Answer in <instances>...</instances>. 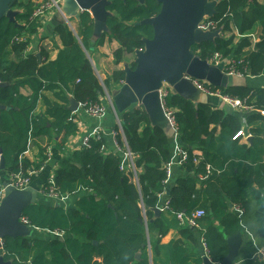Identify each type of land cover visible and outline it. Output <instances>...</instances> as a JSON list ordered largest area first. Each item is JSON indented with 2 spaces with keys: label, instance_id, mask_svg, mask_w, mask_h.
<instances>
[{
  "label": "trees",
  "instance_id": "trees-1",
  "mask_svg": "<svg viewBox=\"0 0 264 264\" xmlns=\"http://www.w3.org/2000/svg\"><path fill=\"white\" fill-rule=\"evenodd\" d=\"M106 30L96 36L93 19L82 11L72 29L63 20L53 30L62 47L53 60L40 47V59L28 52L31 38L44 17H32L34 0H13L14 20L0 19V150L5 169L11 173L39 169L23 157L31 139L54 142L61 157L53 173L57 196H77L65 208L40 200L23 211L29 224L52 233L49 238H7L2 253L12 264H202L200 238L214 263L227 254L226 238L241 231V216L252 199L264 195V87L246 85L216 88L222 95L242 100L250 109L245 114L227 108H212L168 91L164 107L173 112L177 139L186 152L178 165L181 174L167 182V164L173 158L169 132L153 125L141 106L118 113L120 128L113 127L116 148L106 150L103 136H91L87 145L67 149L78 132L77 115L67 110L68 98L87 107L101 104L105 91L122 84L123 69H114L100 80L89 56L106 41L115 40L113 64L125 54L144 49L153 30L137 22L156 15L157 0H108ZM213 18L219 21L220 36L194 44L201 59L217 52L222 58L244 57L247 78L264 77V0H221ZM229 33L226 37L224 34ZM256 33L252 43L248 34ZM133 69L135 62H131ZM242 68V65H239ZM27 88V93L23 90ZM105 90V91H104ZM42 103L43 111L36 112ZM251 142L240 144L241 119ZM47 147L40 148L46 158ZM134 157L136 179L121 169L122 152ZM20 163L22 165H20ZM208 167V170H207ZM48 179L41 190L47 191ZM167 208L158 216L154 209ZM196 209L204 215L198 227L182 224L177 214L190 216ZM179 237L165 245L161 239L171 230ZM96 242V243H94ZM139 253V258L136 254ZM238 264H264L261 257H247Z\"/></svg>",
  "mask_w": 264,
  "mask_h": 264
},
{
  "label": "water",
  "instance_id": "water-1",
  "mask_svg": "<svg viewBox=\"0 0 264 264\" xmlns=\"http://www.w3.org/2000/svg\"><path fill=\"white\" fill-rule=\"evenodd\" d=\"M13 0H0V19L3 16L14 20L16 11L11 9ZM143 2V0H139ZM160 4L159 12L136 23L149 25L153 30L151 39L145 41L144 49L135 53V66L125 69L123 83L112 89L109 97L116 113H122L133 106H141L150 117L153 125L171 129L160 98V91L166 87L169 92L176 93L186 99L195 100L200 92L186 77L207 82L216 88L242 85L237 80L242 79L223 72L224 61L209 64L194 54L192 46L206 41H213L219 37V30L213 32L201 31L197 28L203 16H213L216 3L207 0H157ZM108 0H62L60 10L66 23L70 18H76L82 11H87L93 19V31L96 36L106 30V19L111 12L106 7ZM40 59V54H36ZM0 82V87L5 86ZM67 110L75 113L79 103L73 97L68 98ZM4 109L0 105V110ZM251 142V136L247 138ZM118 149H115L117 152ZM1 154V150H0ZM5 169L4 159L0 158V171ZM4 196L0 201V264H12L5 260L3 243L7 238L29 237L33 226L20 221L23 211L28 206L38 202L39 193L33 187L16 189L7 182L1 183ZM59 203L56 202L55 206ZM160 209H154L156 216ZM96 243V242H94ZM227 254L218 263L203 256L202 264H232L239 258L244 245L242 233L237 232L226 238ZM140 254H136L139 258ZM261 257L254 255L253 258Z\"/></svg>",
  "mask_w": 264,
  "mask_h": 264
},
{
  "label": "crops",
  "instance_id": "crops-1",
  "mask_svg": "<svg viewBox=\"0 0 264 264\" xmlns=\"http://www.w3.org/2000/svg\"><path fill=\"white\" fill-rule=\"evenodd\" d=\"M35 2H40L42 0H34ZM43 25L38 30L37 34L31 38L28 52H32L37 54L40 52V47L43 48L48 54V59L53 60L57 56L58 50L62 47L60 40L58 37L53 36V30L57 24H59L62 20L66 23V19L63 17L62 13H60L57 9L50 10L43 19ZM70 20L76 22L75 18H70ZM67 24V23H66ZM76 25V23H75ZM70 26V24H69ZM119 47V44L115 40L106 41L102 46L96 47L93 49L91 55L89 56V60L96 71L97 75H101V79H105L111 74V71L114 69H125L129 68V62H123L118 65L113 64V55H111V51H114ZM135 61V54H132ZM99 77V76H98ZM100 79V78H99ZM238 83L242 85H246L249 87H264V77H253L247 78L244 77L242 79L237 80ZM119 87V86H118ZM117 87V88H118ZM164 88V87H163ZM27 88L23 90V93H27ZM193 102L198 103H206L212 108H227L226 104H224L219 97L217 96H208L204 93L198 92L195 100ZM101 104L105 108V111L101 117H93L90 116L83 107L79 106L76 115H77V125L78 132L75 136L71 137L66 146L67 149H77L82 145V140L87 136H93L97 131L99 132L105 141L106 150H112L115 148V132L113 127L118 125L116 122V111L114 112L112 108V104L110 102L109 96L105 94L101 99ZM232 110V109H231ZM250 109H240L242 114H245ZM43 105L42 103L38 104L36 112H42ZM235 111V109H233ZM118 117V115H117ZM148 118H150L148 116ZM119 119V118H118ZM150 120V119H149ZM151 122V121H150ZM242 127L245 128V118L241 119ZM165 129L169 132L171 136V141L173 142V150L176 146L177 136L175 133L169 129L167 126ZM251 136V135H249ZM247 138L240 137L239 143L246 144L249 143ZM252 140V139H251ZM178 142V141H177ZM49 148L50 149V159L46 158L43 160V156L41 158L40 148ZM119 150V149H118ZM119 152H121L119 150ZM24 158H27L33 164L38 163L39 161H43L41 167L39 169H35L36 173L32 176L29 186L37 189L39 193V199L41 202L54 204L58 202L60 205H63L65 208L74 206V203L77 199V196H67L63 200H55L41 193V189L45 183V181L51 177H53V173L57 167L58 161L61 157L60 153L56 149L55 143L48 141L46 138H37L31 139L29 148L23 154ZM264 161V155L262 157ZM20 165H22L20 163ZM32 169V168H29ZM173 177L181 174V171L178 165H174L172 167ZM11 171L9 169H4L0 173V184L3 182H8L10 179ZM264 198V195H262ZM238 215L241 216V231L244 237V245L242 246L239 254L238 260H242L247 257H253L257 254V251L261 248H264V199L262 201H258L257 199H252L249 205L248 210L244 213L237 211ZM52 236V233L44 230H38L33 228L31 236L32 238H49ZM179 237V233L177 230L171 229L162 239L161 244L165 245L172 239H176ZM202 248V247H201ZM2 253V251H1ZM203 253V249H202ZM147 255L150 264H152V256L153 251L148 244L147 247Z\"/></svg>",
  "mask_w": 264,
  "mask_h": 264
},
{
  "label": "built area",
  "instance_id": "built-area-1",
  "mask_svg": "<svg viewBox=\"0 0 264 264\" xmlns=\"http://www.w3.org/2000/svg\"><path fill=\"white\" fill-rule=\"evenodd\" d=\"M208 2H215L216 5L221 1V0H207ZM62 0H42L40 2H36L37 6L33 12L32 17H45L46 14L52 10V9H57L60 13V4H61ZM216 9V8H215ZM219 21L214 19L213 16H203V18L201 19V21L198 23L197 28L201 31H206V32H213L216 30L221 29V27H218ZM220 34V32H219ZM248 37L250 38L251 42L254 43L256 41H258V36L255 34H250L248 35ZM139 51H142V49H139ZM199 51V49L193 50L194 54L198 55L197 52ZM207 62L209 64H218L220 61H224L223 64V72L229 75H234L236 77L242 78V77H248L246 73V62H244V57H241L238 60H234V59H227V58H222L221 55L217 52L213 53L209 58L206 59ZM239 65H242V68H239ZM193 84L194 86L202 93L208 95V96H217L220 98V100L226 104L228 107H230L231 109H235V110H240V109H248L249 107L247 105H245V103L238 99V98H230L228 96L222 95L219 90H215L213 89V86L209 85L207 82L204 81H199L197 79H193L191 77L186 76ZM123 83V82H122ZM168 89L166 87L162 88L160 91V98H161V102L165 111V115L169 121L171 130L175 133V135L177 136V131L175 128V123H174V117H173V112L166 109L164 107V101L163 98L166 96V94L168 93ZM79 106L83 107L84 110L93 117H101L105 111V108L102 106V104H90L87 107H84V105L79 103ZM114 112L115 109L112 106ZM261 113L264 115V111H261ZM116 122L120 128V122L119 119L116 115ZM100 133L99 132H95L93 136H99ZM250 134L245 132L243 129H241L240 131H238L234 138H238V137H243L246 138L248 137ZM91 136H87L82 140V145H87L88 144V140ZM178 139H176V146L173 150V158L172 160L167 164V177L164 180V182H167L168 179L171 176V172H172V167L174 165H180L186 158V152L184 150H182L180 144L177 142ZM115 148H118V144L115 141ZM123 155V160H122V164H121V169H123L124 171H129L133 174L134 176V180L136 179V171H135V166H134V157L133 155L126 149L122 152ZM0 158H1V154H0ZM46 159L49 160L50 159V149L47 148L46 149ZM208 170V167H207ZM36 173L35 169H27V171L24 173L22 171L17 172V173H11L10 174V179L7 182L9 185L13 186L16 189H24L26 187L29 186L30 181L32 176ZM54 182L52 180V178L48 179V186L47 188H45L47 191L45 190H41V193L52 198L55 200H63L64 198H66L67 196H57V194L54 192ZM4 196V188L1 186L0 184V201L2 200ZM167 201L164 202L163 206L160 209V211H162V209L167 208ZM236 211L241 212V209L239 207L235 208ZM204 215V211L202 209H196L195 211L192 212V214L190 216H184L183 214H177L178 219L180 220V222L182 224H188L192 227H198V219L201 218ZM20 221L24 224H29L28 220L25 217H21ZM200 242H201V246L203 249V256H206L209 258L208 256V249L205 243V240L203 237L200 238ZM264 254V248H261L257 251L256 255H261L263 256ZM239 261H235L232 264H238Z\"/></svg>",
  "mask_w": 264,
  "mask_h": 264
},
{
  "label": "rangeland",
  "instance_id": "rangeland-1",
  "mask_svg": "<svg viewBox=\"0 0 264 264\" xmlns=\"http://www.w3.org/2000/svg\"><path fill=\"white\" fill-rule=\"evenodd\" d=\"M262 1V0H261ZM69 24H70V27L72 28V29H74L75 28V23H74V21L72 20H70V22H69ZM251 34H256V33H251ZM226 37H228L229 36V33H226V34H224ZM248 35H250V34H248ZM111 55H113V51H111ZM123 62H129V64L131 63V62H133V60H134V58L132 57V54H125L124 55V57H123ZM99 76V78H100V80H102L101 79V75H98ZM105 91V90H104ZM105 94H107V96H109V93H107L106 91H105ZM110 98V97H109ZM119 127V126H118ZM0 173H1V171H0Z\"/></svg>",
  "mask_w": 264,
  "mask_h": 264
},
{
  "label": "bare ground",
  "instance_id": "bare-ground-1",
  "mask_svg": "<svg viewBox=\"0 0 264 264\" xmlns=\"http://www.w3.org/2000/svg\"><path fill=\"white\" fill-rule=\"evenodd\" d=\"M202 93V92H201ZM246 132V131H245Z\"/></svg>",
  "mask_w": 264,
  "mask_h": 264
}]
</instances>
